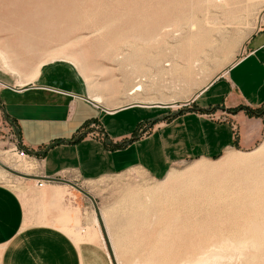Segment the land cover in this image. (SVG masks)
Here are the masks:
<instances>
[{"label":"rangeland","instance_id":"obj_1","mask_svg":"<svg viewBox=\"0 0 264 264\" xmlns=\"http://www.w3.org/2000/svg\"><path fill=\"white\" fill-rule=\"evenodd\" d=\"M262 20L264 0H0V53L19 72L1 57L0 68L27 81L40 62L62 53L78 61L99 95L101 80L109 90L115 81L130 87L138 59L140 74L149 67L162 85L169 68L167 82L179 87L225 70ZM257 114L263 128L251 148L180 162L162 180L139 168L82 179L95 202L74 188L78 221L63 230L75 241L100 240L108 264H195L201 256L204 264H264V106ZM14 138L0 108V161L34 174L29 155L13 150ZM229 156L237 157L224 163ZM0 183L24 200L39 188L1 166ZM53 184L61 206L69 203V185Z\"/></svg>","mask_w":264,"mask_h":264},{"label":"crops","instance_id":"obj_2","mask_svg":"<svg viewBox=\"0 0 264 264\" xmlns=\"http://www.w3.org/2000/svg\"><path fill=\"white\" fill-rule=\"evenodd\" d=\"M133 60L130 87L115 81L109 90L101 80L99 102L69 60L44 62L24 85L0 68V108L38 179L69 171L95 179L139 168L162 180L180 162L248 149L260 140L262 117L247 109L264 106V27L257 26L228 67L206 82L171 86L163 67L160 85L151 68L140 74ZM53 183L37 185L26 200L0 183V264H108L100 240L75 241L63 230L78 221L79 192L69 185L70 205L64 199L61 206Z\"/></svg>","mask_w":264,"mask_h":264},{"label":"bare ground","instance_id":"obj_3","mask_svg":"<svg viewBox=\"0 0 264 264\" xmlns=\"http://www.w3.org/2000/svg\"><path fill=\"white\" fill-rule=\"evenodd\" d=\"M0 57L2 58L1 60H2V62H3V64L5 65V66H7V68L10 70V72L11 73H14V74H18V70L11 64V62L9 61V57L8 56H6L4 53L3 54H1L0 53ZM55 59H64V60H69V61H71L72 63H74L76 66H78V68H79V64H78V61L77 60H75V59H73L72 57H69V56H67V55H64V54H62V53H57V54H51V56H50V59L49 60H55ZM48 60V61H49ZM44 62H46L47 63V61H43V62H40L39 63V65L32 71V74L30 75V78L27 80V81H22V82H18V84L19 85H24L26 82L28 83V81H33L34 80V78L36 77V75H37V73H38V69H39V67H41V65L42 64H44ZM80 63V62H79ZM73 64V65H74ZM80 69V68H79ZM86 69V68H85ZM82 70H84V68L82 67ZM87 70V69H86ZM80 72H81V70H80ZM81 74V73H80ZM85 78H87V76H84ZM89 79V78H88ZM142 80V79H141ZM141 83H142V81H141ZM29 84V83H28ZM137 88H135V89H141L142 87H141V85H137L136 86ZM132 92V91H131ZM93 99L95 100V101H97V102H99L100 101V97L98 96V95H95V96H93ZM236 157L237 156H235L234 158L232 157V156H229V157H227V159H225L224 160V163H228V162H230V161H233V159H236ZM242 160H243V158H242ZM213 254V253H212ZM207 256V255H206ZM208 257V256H207ZM206 257V258H207ZM211 257V256H210ZM207 259H209V257L207 258ZM211 259H213V258H211ZM211 259H209V260H211ZM206 262V259L205 258H203V256H201L200 258H198L197 260H196V262H195V264H204Z\"/></svg>","mask_w":264,"mask_h":264},{"label":"built area","instance_id":"obj_4","mask_svg":"<svg viewBox=\"0 0 264 264\" xmlns=\"http://www.w3.org/2000/svg\"><path fill=\"white\" fill-rule=\"evenodd\" d=\"M258 26H260V27H264V21L262 20L259 24H258ZM13 143V150H15V153L19 156V157H22V158H25L26 156L28 157V152H27V150L21 145V144H19V142H18V140H17V138H16V136H15V138H14V142H12ZM67 174L66 175H64V176H58V177H62V178H64V177H67L68 178V180H70L71 182H73V183H75V184H77L78 186H80V184H79V182L80 181H82V179H84V178H82L81 177V175L79 174V173H77V172H66ZM42 179H36V181H37V185H39V186H42L43 185V183L44 182H46L47 180L45 179V177H41ZM48 182V181H47Z\"/></svg>","mask_w":264,"mask_h":264},{"label":"water","instance_id":"obj_5","mask_svg":"<svg viewBox=\"0 0 264 264\" xmlns=\"http://www.w3.org/2000/svg\"><path fill=\"white\" fill-rule=\"evenodd\" d=\"M0 166L3 169L7 170L8 172L15 174L16 176H19V177L30 178V179H38L39 178V176H37L35 174H27V173H23V172L13 170V169L9 168L8 166H6L5 164H3L1 161H0ZM45 179L47 181H51V182H60V183L68 184V185L72 186L73 188L79 190L85 196H87L91 200V202H93V203L95 202L93 197L88 192H86L80 186H78L77 184L71 182L70 180H68L66 178H62V177H58V176H52V177H45Z\"/></svg>","mask_w":264,"mask_h":264},{"label":"trees","instance_id":"obj_6","mask_svg":"<svg viewBox=\"0 0 264 264\" xmlns=\"http://www.w3.org/2000/svg\"><path fill=\"white\" fill-rule=\"evenodd\" d=\"M248 113L251 115H259L257 114V110H251V109H247Z\"/></svg>","mask_w":264,"mask_h":264}]
</instances>
